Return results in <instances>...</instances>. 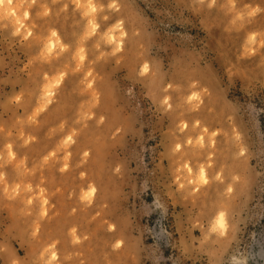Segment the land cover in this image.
<instances>
[{
	"label": "clouds",
	"instance_id": "obj_1",
	"mask_svg": "<svg viewBox=\"0 0 264 264\" xmlns=\"http://www.w3.org/2000/svg\"><path fill=\"white\" fill-rule=\"evenodd\" d=\"M141 3L0 0V28H10L30 49L29 55L44 62L30 96L25 93L21 99L14 93L0 101V107L14 115L6 120L0 114V137L13 141L0 146V264H141L142 246L127 232L120 234L118 224L112 239L90 248L73 249L50 236L40 220L37 194L23 191L14 179L12 161H6L23 149L12 127L20 118L31 121L40 86L60 74L65 79L57 100L38 118H47L39 129L47 143L36 158L31 182L43 175L40 159L49 151L62 161L64 152L55 150L75 132L71 162L59 172L70 177V190L60 185L55 194L68 202L69 217L79 216L83 205L107 210L131 167L125 155L112 149L139 123L126 87L138 84L141 100L149 102L161 125L147 172L137 183L171 214L181 257L223 264L234 205L251 175H264V132L257 137L245 114V101L264 94V0H166L164 14L187 30L183 42L171 48L158 47L155 23ZM70 15L69 33L64 22ZM193 34L199 36L197 43ZM249 37L255 43L247 52L243 44ZM114 67L120 69L115 76L109 71ZM85 75L87 93L71 111H64L66 81L74 76L79 87ZM82 103L92 112L86 124L78 115ZM16 188L21 193L13 197ZM88 192L92 199L82 201L81 193ZM96 215L101 217V211ZM73 226L69 224V230ZM49 245H54L51 251Z\"/></svg>",
	"mask_w": 264,
	"mask_h": 264
},
{
	"label": "rangeland",
	"instance_id": "obj_2",
	"mask_svg": "<svg viewBox=\"0 0 264 264\" xmlns=\"http://www.w3.org/2000/svg\"><path fill=\"white\" fill-rule=\"evenodd\" d=\"M141 6L150 13L155 23V41L158 47L171 48L177 42H183L187 30L164 14V10L169 6L166 0H142ZM64 23L70 33L73 30L71 15ZM193 35V43H197L199 36ZM254 43L255 41L249 37L243 44V50L252 51ZM29 51L19 37L11 35L10 28H0V101L14 93L23 99L25 93L30 96L35 90V74L40 71L44 62L35 61L29 55ZM109 71L115 76L120 69L114 67ZM123 78L121 76V79ZM64 79L63 74L52 76L47 83L40 86L38 107L33 110L31 121L25 122L20 118L11 129L16 141L22 140L23 149L19 153L13 151L10 157H6V161H12L14 179L22 185L23 191L37 194L40 220L48 234L60 237L70 243L73 249L90 248L112 239L110 234L113 226L118 224L121 228L120 234L127 232L142 246L141 264H205L204 259L200 257L185 260L180 256L174 245L175 227L171 214L158 206L147 187L137 183L140 174L147 172L154 146L153 140L158 136L161 125L159 115L149 102L141 100L142 89L138 84L128 83L126 87L131 89L128 95L136 109L139 123L128 133L122 144L112 149L113 153L125 155L131 167L124 183L120 188L114 189L113 203L107 210H94L83 205L79 216L69 217L68 202L62 194H55V188L60 185L70 190V177L59 172L71 162L75 132L72 139L65 137L60 141L55 150L64 152L62 161L56 159L49 151L40 159V171L43 175L37 183L31 182L36 175V158L40 156L47 143V138H43V130L39 131L43 123L47 122V118L44 122H40L38 118L57 100V93ZM86 79L85 75L84 79L79 81V87L76 86L74 76L66 81L62 98L64 111H71L79 96L87 93L89 84L85 83ZM193 99L195 100V97ZM245 103L247 105L245 114L259 137L260 133L264 132V94L250 101L246 100ZM190 107L195 108L196 104L190 103ZM57 111L54 109L53 113ZM0 114H3L6 120L14 119L13 113L5 112L2 107ZM15 114L19 115V110ZM78 115L80 122L86 124L92 115L89 105L82 103ZM5 140L13 142L8 137H0V146ZM253 164H257V161L254 160ZM203 176L204 173L201 172L200 177ZM20 193L21 189L16 188L12 196ZM81 199L90 201L92 193H81ZM97 211H101V217H97ZM69 224L74 225L70 230ZM53 247L54 245H49L48 250L51 251ZM51 259H56L55 253ZM223 264H264V175L259 174V171L251 175L247 190L234 205L231 228L226 237Z\"/></svg>",
	"mask_w": 264,
	"mask_h": 264
}]
</instances>
